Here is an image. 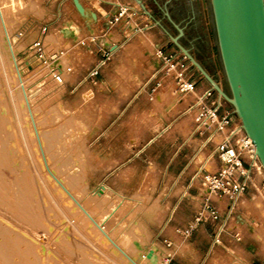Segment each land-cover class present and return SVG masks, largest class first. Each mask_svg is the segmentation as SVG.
<instances>
[{
	"label": "rangeland",
	"instance_id": "obj_1",
	"mask_svg": "<svg viewBox=\"0 0 264 264\" xmlns=\"http://www.w3.org/2000/svg\"><path fill=\"white\" fill-rule=\"evenodd\" d=\"M47 1L0 0L15 47L13 53L0 16V246L7 245L0 249L11 246L20 263L29 260L34 264L36 261L38 264L130 263L106 243L92 223L82 219L78 207H73L75 204L47 176L24 104L21 86L24 85L56 175L77 198L81 196L80 202L89 207L99 223H105L106 231L131 258L142 260V264H164L171 255H174L172 264H244L235 238L224 237L222 246L213 247V226L211 232L200 234L192 245L183 244L176 252L170 251L172 243L168 246V240L153 239L158 231L149 212L156 182L148 175L147 165L135 175L128 167H122L118 172L121 182L104 181L110 173L106 172L108 168L98 165L96 157L98 130L106 118L97 99L92 98V88L81 83L87 75L80 70L89 57L82 50L74 54L76 71H65L61 86L54 81L50 66L32 60L31 45L41 35L39 28L49 23L50 17L44 18L45 14L57 12V5L46 4ZM53 24L46 42L54 47L48 51L52 54L54 48L63 52L60 61L67 69L68 53L60 50L58 33L64 22ZM112 38V35L107 37L111 43ZM215 46L220 67L217 82L228 91L217 43ZM27 61L32 69H28ZM196 71L193 67V73ZM226 106L233 109L228 103ZM118 136L124 143L131 135ZM101 191H106V195L99 198ZM95 201L99 203L96 205ZM210 250L212 253L207 256ZM4 263L0 260V264Z\"/></svg>",
	"mask_w": 264,
	"mask_h": 264
},
{
	"label": "crops",
	"instance_id": "obj_2",
	"mask_svg": "<svg viewBox=\"0 0 264 264\" xmlns=\"http://www.w3.org/2000/svg\"><path fill=\"white\" fill-rule=\"evenodd\" d=\"M141 1L150 14L137 0H79L87 12L85 15L79 13L74 0H48L46 4H55L58 8L55 14H45L44 18L50 19L44 25L49 26L50 33L53 23L64 22L62 27L56 28L61 36L59 48L68 53L69 73L76 71L73 57L77 51L82 50L89 57L80 70L84 76L104 57L99 52L103 41L110 43L107 37L113 36L110 44L114 48L107 50L110 60L101 73L94 80L84 78L81 82L92 88V98L97 99L106 118L98 130L96 159H99L98 165L108 168L106 172L110 173L105 182L109 179L121 182L118 172L122 167H128L135 175L147 165L148 175L156 182L149 212L158 231L153 239L168 240L172 243L170 251L176 252L183 244L192 245L193 239L213 230V224L205 220L189 239L177 232L186 228L203 203L198 175L214 173L221 164L211 157L215 147H204V138L195 135L194 119L187 112L196 94L211 85L196 71L191 73V79L197 82L196 94L178 95L172 79L165 80L163 86L152 93L153 74L159 67L155 50L163 47L167 53L180 51L171 38L179 37L180 44L217 81L220 69L217 39L210 0ZM122 4L135 9V16L130 23L122 22L108 30L109 17L115 15ZM60 66L63 67L62 61ZM122 134L131 135L128 142L119 140L118 135ZM262 179L264 169L259 166L255 180ZM212 201L221 211L226 209L225 201L216 197H212ZM230 230L241 237L236 247H240L244 257L237 258L244 264H264V200L255 192H249L239 203ZM211 253L210 250L206 255Z\"/></svg>",
	"mask_w": 264,
	"mask_h": 264
},
{
	"label": "built area",
	"instance_id": "obj_3",
	"mask_svg": "<svg viewBox=\"0 0 264 264\" xmlns=\"http://www.w3.org/2000/svg\"><path fill=\"white\" fill-rule=\"evenodd\" d=\"M136 11L132 7L119 5L118 12L109 17L108 30L115 29L122 22L130 23ZM49 26L42 25L39 28L40 37L31 45L32 60L43 66L51 67V74L58 85L64 84L63 75L70 68L60 66V57L63 52L49 53L50 45L46 42ZM96 39H93L95 42ZM109 50L104 45L99 47V52L104 57L88 73L86 80H94L101 73L103 67L110 60ZM155 57L159 61V67L153 74L155 86L152 93H156L167 79H172L175 92L188 97L197 93V82L191 79L193 65L181 52L167 53L163 47H157ZM30 59V58H29ZM27 61L28 69L32 66ZM156 99V96L154 97ZM225 100L211 86L201 94H196L187 112L195 122L194 133L197 137L204 138V147L213 145L212 158H217L221 164L214 173L199 174L203 190V203L194 219L184 229L177 232L185 239L191 238L199 225L209 220L214 227L213 247L222 246L224 237L235 238L240 242L239 233H232L230 223L233 220L239 203L251 191L264 200V179L256 182L257 167L261 166L256 156L252 141L246 136L240 119L233 109L226 106ZM262 167V166H261ZM212 197L226 202V209L221 211L212 201ZM171 246L170 242H166ZM171 256L165 258L164 264H172Z\"/></svg>",
	"mask_w": 264,
	"mask_h": 264
},
{
	"label": "water",
	"instance_id": "obj_4",
	"mask_svg": "<svg viewBox=\"0 0 264 264\" xmlns=\"http://www.w3.org/2000/svg\"><path fill=\"white\" fill-rule=\"evenodd\" d=\"M137 1L150 14L142 1ZM74 4L80 14L85 15L79 0H74ZM210 6L228 91L180 44L179 37L171 38L233 108L264 169V0H210ZM103 44L108 49L114 48L106 40Z\"/></svg>",
	"mask_w": 264,
	"mask_h": 264
},
{
	"label": "bare ground",
	"instance_id": "obj_5",
	"mask_svg": "<svg viewBox=\"0 0 264 264\" xmlns=\"http://www.w3.org/2000/svg\"><path fill=\"white\" fill-rule=\"evenodd\" d=\"M0 4H1V2H0ZM2 5H0V16H1V19H2V22H3V25H4V28H6V36H7V40H8V42H9V45H10V48H11V50H12V52L14 53V46H13V44H12V41L10 40V32L8 31V29H7V24L5 23L6 21H5V15L3 14V11H2V7H1ZM80 13V12H79ZM87 12L85 11V14H86ZM1 22V23H2ZM2 25V26H3ZM6 39V38H5ZM113 39V38H112ZM110 43H111V41H110ZM13 55V54H12ZM14 56V55H13ZM20 70V69H19ZM20 72V71H19ZM19 75V74H18ZM22 75V74H21ZM21 77V76H20ZM19 77V78H20ZM19 80V79H18ZM20 81H22V79L20 80ZM25 81V80H24ZM23 81V82H24ZM25 83V82H24ZM23 83V84H24ZM25 85H27V84H25ZM22 86V90H23V92H24V95H25V106L27 107V111H28V115H29V118H30V123H32V125H33V134H35V137H36V140H37V143H38V148H39V151H40V154H39V160L41 161V163H42V165H43V167H44V169L46 170V174H47V176L49 177V179L50 180H52V182H54V183H56V186H57V188H59L66 196H68L67 197V199L68 200H71L74 204H75V206H73V204L70 202V201H68L67 199H66V201H68L69 203H71V205L73 206V207H78V209H79V212H78V214H80L81 215V217H82V219H84L85 221L86 220H88L89 221V223H92V225H93V227H95V229L97 228V231H99V233H101L102 234V237L106 240V243H107V241L110 243L109 245H112V248H114L115 249V252L116 253H120V254H122L123 255V257H125L126 258V260H128L129 262V264H142V260L141 261H135V259H133V257L131 258L130 256H129V254L127 253V252H125L126 250L124 249L123 250V248H122V246L121 245H119V243H117V239H116V242H115V240L112 238V236L111 235H109V233L106 231V229H105V226L106 225H104V224H101V223H99L100 221H97V218L94 216V215H92L91 214V211H90V209H89V207H87V206H85V204H83V203H81L80 202V197H78L77 198V196H75L74 194H75V192H74V194L72 193L73 192V190L72 191H70L69 190V188H67V185H65L64 183H63V181H62V179H61V177H60V179H59V176H57L56 174H57V172H56V170L54 169V167L52 166V160H51V156L49 155V153L47 152V147H46V142H45V138H43V135H42V131H40V129H39V127H41V126H39L38 127V125H40V124H38L37 125V121H36V119H35V115H36V111L34 112L33 111V109L32 108H34V107H32L33 106V103L31 102V98L30 97H28L27 96V94H26V91H25V86L24 85H21ZM22 93V92H21ZM29 93V92H28ZM23 98H24V96H23ZM89 98H90V96H89ZM24 100V99H23ZM35 109V108H34ZM1 110H2V108H1ZM0 110V111H1ZM26 111V110H25ZM6 115H8V114H6ZM26 115V114H25ZM37 116V115H36ZM27 117V116H26ZM13 121V120H12ZM29 123V124H30ZM39 123V122H38ZM30 127H32V126H30ZM4 132H6V131H4ZM3 135H4V133H3ZM9 135V134H8ZM34 137V138H35ZM4 138V137H3ZM10 138V137H9ZM6 139V138H5ZM36 140H34V141H36ZM16 141V140H15ZM19 147V146H18ZM37 148V149H38ZM9 150H11V149H9ZM12 150H13V148H12ZM13 153V152H12ZM39 153V152H38ZM37 153V154H38ZM56 156V155H55ZM63 171V170H62ZM64 174H66V173H64ZM67 177L65 176V178H64V180L66 179ZM65 182V181H64ZM58 189V190H59ZM100 191V190H99ZM106 192V191H105ZM104 191H101V193L100 194H98L99 195V198H102V197H104L105 195H106V193H105ZM63 193H61L60 192V194H62V196H64V194ZM17 195V194H16ZM65 197V196H64ZM13 198V197H12ZM86 202V201H85ZM90 202V201H89ZM99 202H97V201H95V204L97 205ZM87 204V203H86ZM88 205V204H87ZM78 209H76V210H78ZM87 222V221H86ZM88 223V224H89ZM108 225V224H107ZM92 227V226H91ZM106 228H108V227H106ZM0 229H2L1 227H0ZM4 233V232H3ZM1 234V233H0ZM8 234V233H7ZM8 236V235H7ZM114 236H116V235H114ZM1 237V236H0ZM4 238V237H3ZM114 238H116V237H114ZM2 242V241H1ZM1 244V243H0ZM13 245V244H12ZM7 246V245H6ZM5 245H1L0 246V248L1 247H6ZM11 247V246H10ZM6 248V249H3V250H6V251H3V250H1L0 249V260H2L3 262H5L4 264H34V261H31V260H29L28 262L27 261H23V263H20L19 261H18V259H16L17 257L15 256V254L13 255V253L11 252V250H13V249H11V248ZM18 247V246H17ZM25 251V250H24ZM26 252V251H25ZM21 254V253H20ZM16 257V258H15ZM151 257V256H150ZM149 257V258H150ZM33 260V259H32ZM37 260V259H36ZM35 260V261H36ZM35 264H38L37 263V261H36V263ZM42 264H43V262H42ZM49 264V263H48Z\"/></svg>",
	"mask_w": 264,
	"mask_h": 264
}]
</instances>
